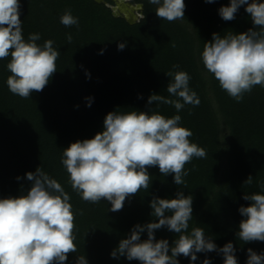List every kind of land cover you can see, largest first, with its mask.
<instances>
[{
    "label": "trees",
    "instance_id": "trees-1",
    "mask_svg": "<svg viewBox=\"0 0 264 264\" xmlns=\"http://www.w3.org/2000/svg\"><path fill=\"white\" fill-rule=\"evenodd\" d=\"M19 2L24 38L39 33L37 43L53 40L60 55L49 83L28 99L9 91L6 81L11 73L6 65L10 57L0 60V199L26 194L32 183L26 173H35L38 167L61 183L75 213L77 246L65 264H76L80 255L88 264H140L125 256L113 258L111 252L130 236L134 226L158 222L150 207L154 197L175 199L177 192L192 197L188 233L201 227L217 246V251L197 253L195 261L178 256L179 264H203L205 259L223 264L218 249L228 242L235 248L238 264H246L248 249L264 253V242L244 243L237 236L244 219L239 208L251 203L243 196L264 194V88L255 86L242 102H236L220 88L200 58L213 33L224 36L253 28L247 5L239 7L235 19L225 21L218 10L230 0H184V19L168 22L157 17L156 5L137 0L143 5V18L131 25L123 16L113 14L106 5H113L111 0ZM66 10L78 18V27L60 23ZM67 33L72 34L71 44L66 41ZM120 43L126 45L123 50L118 49ZM173 65L180 67L174 70ZM169 71L189 74V87L200 98L198 106L185 105L177 112L171 105L147 103L152 94L176 99L166 91L172 79L166 75ZM150 110L169 118L180 115V126L193 133L190 141L208 154L185 165L189 170L184 177L187 187L176 185L172 174L162 175L158 167H149L150 187L126 198L120 211H110L107 200L92 204L81 199L72 190L61 163L63 149L103 131L110 112ZM249 176L253 177L251 185L245 184ZM154 236L166 239L170 248L178 238L167 227L156 230ZM146 239L147 231L141 233V241Z\"/></svg>",
    "mask_w": 264,
    "mask_h": 264
},
{
    "label": "clouds",
    "instance_id": "clouds-1",
    "mask_svg": "<svg viewBox=\"0 0 264 264\" xmlns=\"http://www.w3.org/2000/svg\"><path fill=\"white\" fill-rule=\"evenodd\" d=\"M148 2L157 6L155 13L162 20L184 19V0ZM242 5H247L245 11L251 17L253 28L224 36L213 33L212 40L204 44L200 54L204 68L236 102H242L244 95L255 86L264 88V2L230 0L228 6L218 10L219 15L231 21ZM20 7L19 0H0V60L10 57L6 65L11 73L6 81L9 91L28 99L31 93L42 91L49 83L57 71L60 52L51 39L38 44L39 33H30L24 38ZM60 23L65 27L79 26L71 10L61 15ZM72 40V34L67 33V43L71 44ZM125 46L120 43L118 49L123 50ZM179 67L172 66L174 70ZM166 75L172 78L166 91L176 99L152 94L147 101L149 105H171L180 112L185 105L200 104L197 93L189 87L191 77L186 71H169ZM180 122V115L169 118L151 110L108 113L103 131L63 149L61 163L68 173L72 190L92 204L107 200L111 204L110 211L117 212L123 209L126 198L142 189L148 190L151 184L149 167H158L162 175L172 174L176 185L187 187L184 177L189 175V170H185V165L194 157L206 158L208 154L190 141L193 133L180 126ZM26 178L32 182L26 194L0 199V264H65L68 255L77 252L75 213L70 195L40 167L35 173H26ZM252 182L253 177L249 176L245 184ZM261 187L264 188V184ZM176 197H154L150 207L158 222L134 226L130 236L119 242L111 256H125L140 264H179L178 256L195 261L197 253L217 251L216 244L206 238L203 228L194 227L188 233L192 197L182 192H177ZM243 199L251 203L239 208L244 219L239 224L237 236L244 243L264 242V194H245ZM162 227L178 234L171 248L166 239L156 240L154 236ZM145 231L147 239L141 241V233ZM218 251L223 254V264H238L231 242ZM76 264L88 262L80 255ZM203 264L211 262L205 259ZM246 264H264V253L248 249Z\"/></svg>",
    "mask_w": 264,
    "mask_h": 264
},
{
    "label": "water",
    "instance_id": "water-1",
    "mask_svg": "<svg viewBox=\"0 0 264 264\" xmlns=\"http://www.w3.org/2000/svg\"><path fill=\"white\" fill-rule=\"evenodd\" d=\"M98 2H100L99 0H97ZM111 1H116L117 2V5H118V8L121 10V7H119L120 5L121 6H126L129 10H131L132 12L129 14V15H126L122 10V12L124 13V18L126 19V21L133 25L135 23H137L140 19V14H138L137 16V11L139 13H141V15H143V5L142 4H138V5H133L131 3H128L127 0H111ZM125 3V4H124ZM135 7L138 8V10L135 9ZM116 16V15H115ZM121 16V15H119Z\"/></svg>",
    "mask_w": 264,
    "mask_h": 264
},
{
    "label": "rangeland",
    "instance_id": "rangeland-1",
    "mask_svg": "<svg viewBox=\"0 0 264 264\" xmlns=\"http://www.w3.org/2000/svg\"><path fill=\"white\" fill-rule=\"evenodd\" d=\"M99 1L105 2L106 0H99ZM112 2H113V5H110L108 3H106V5L112 9L113 14L116 16H119V15L124 16V13L118 8L117 2L116 1H112ZM127 2L131 3L133 5L141 4V3H138L137 0H127ZM139 14H140V19L143 18V15H141V13H139ZM140 19H139V21H140ZM222 134L223 135L227 134V130L225 127H223V129H222ZM225 167H226V159L224 158L223 159V168H225Z\"/></svg>",
    "mask_w": 264,
    "mask_h": 264
},
{
    "label": "bare ground",
    "instance_id": "bare-ground-1",
    "mask_svg": "<svg viewBox=\"0 0 264 264\" xmlns=\"http://www.w3.org/2000/svg\"><path fill=\"white\" fill-rule=\"evenodd\" d=\"M125 4V3H124ZM119 7H121V10L126 14V15H129L132 11L131 10H129L125 5L124 6H119ZM135 9L136 10H138V8L137 7H135ZM137 16H138V14H139V12L137 11Z\"/></svg>",
    "mask_w": 264,
    "mask_h": 264
}]
</instances>
